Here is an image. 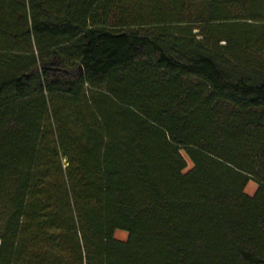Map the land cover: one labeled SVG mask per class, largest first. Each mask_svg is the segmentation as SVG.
<instances>
[{
  "label": "trees",
  "instance_id": "16d2710c",
  "mask_svg": "<svg viewBox=\"0 0 264 264\" xmlns=\"http://www.w3.org/2000/svg\"><path fill=\"white\" fill-rule=\"evenodd\" d=\"M0 264H264V0H0Z\"/></svg>",
  "mask_w": 264,
  "mask_h": 264
},
{
  "label": "rangeland",
  "instance_id": "374dc122",
  "mask_svg": "<svg viewBox=\"0 0 264 264\" xmlns=\"http://www.w3.org/2000/svg\"><path fill=\"white\" fill-rule=\"evenodd\" d=\"M257 187V184L254 181H249L246 188H245V192L247 194H253V192L255 191ZM115 237L118 239H125L126 237V233L123 231H116L115 232Z\"/></svg>",
  "mask_w": 264,
  "mask_h": 264
}]
</instances>
